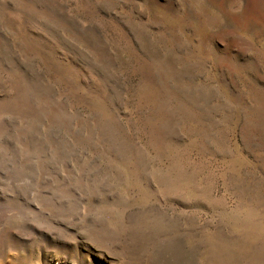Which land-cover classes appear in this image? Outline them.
<instances>
[{
	"label": "rangeland",
	"instance_id": "obj_1",
	"mask_svg": "<svg viewBox=\"0 0 264 264\" xmlns=\"http://www.w3.org/2000/svg\"><path fill=\"white\" fill-rule=\"evenodd\" d=\"M0 264H264V0H0Z\"/></svg>",
	"mask_w": 264,
	"mask_h": 264
}]
</instances>
